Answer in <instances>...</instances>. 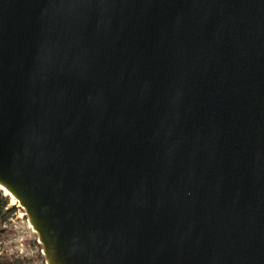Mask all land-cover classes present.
<instances>
[{
    "label": "water",
    "instance_id": "obj_1",
    "mask_svg": "<svg viewBox=\"0 0 264 264\" xmlns=\"http://www.w3.org/2000/svg\"><path fill=\"white\" fill-rule=\"evenodd\" d=\"M0 182L45 264H264V0H0Z\"/></svg>",
    "mask_w": 264,
    "mask_h": 264
},
{
    "label": "rangeland",
    "instance_id": "obj_2",
    "mask_svg": "<svg viewBox=\"0 0 264 264\" xmlns=\"http://www.w3.org/2000/svg\"><path fill=\"white\" fill-rule=\"evenodd\" d=\"M6 202L14 213L0 219V260L17 256L26 260L27 264H45L36 235L28 226L21 208H16L17 202L12 199V203L9 195L6 196Z\"/></svg>",
    "mask_w": 264,
    "mask_h": 264
},
{
    "label": "trees",
    "instance_id": "obj_3",
    "mask_svg": "<svg viewBox=\"0 0 264 264\" xmlns=\"http://www.w3.org/2000/svg\"><path fill=\"white\" fill-rule=\"evenodd\" d=\"M6 204V200L0 197V219L6 218L10 211H4L3 207ZM28 262L22 258L10 257L0 260V264H27Z\"/></svg>",
    "mask_w": 264,
    "mask_h": 264
},
{
    "label": "built area",
    "instance_id": "obj_4",
    "mask_svg": "<svg viewBox=\"0 0 264 264\" xmlns=\"http://www.w3.org/2000/svg\"><path fill=\"white\" fill-rule=\"evenodd\" d=\"M1 191H2V190H0V197L3 198L4 200H6V196H7V195L4 194L3 191H2V192H1ZM15 206H16L17 209H19L18 204L15 205ZM11 209H12V207H10V204H8V203L6 202L5 206L3 207V210H4V211H8V210H9V211H10V214H13L14 212H12ZM19 210H20V209H19ZM23 215H24V214H23ZM19 252L21 253L22 250H19ZM0 255H1V251H0ZM16 257H17V256H16Z\"/></svg>",
    "mask_w": 264,
    "mask_h": 264
},
{
    "label": "bare ground",
    "instance_id": "obj_5",
    "mask_svg": "<svg viewBox=\"0 0 264 264\" xmlns=\"http://www.w3.org/2000/svg\"><path fill=\"white\" fill-rule=\"evenodd\" d=\"M0 189L4 192V194L9 195V197L11 198V202H12V199L15 200V198L13 197L11 191L1 182H0Z\"/></svg>",
    "mask_w": 264,
    "mask_h": 264
}]
</instances>
